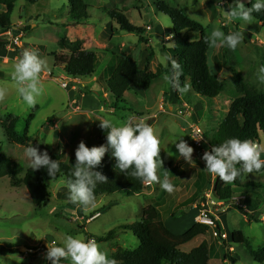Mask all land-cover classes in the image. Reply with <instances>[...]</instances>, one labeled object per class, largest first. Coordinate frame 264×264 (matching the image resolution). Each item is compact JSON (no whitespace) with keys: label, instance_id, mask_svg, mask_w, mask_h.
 I'll return each instance as SVG.
<instances>
[{"label":"rangeland","instance_id":"374dc122","mask_svg":"<svg viewBox=\"0 0 264 264\" xmlns=\"http://www.w3.org/2000/svg\"><path fill=\"white\" fill-rule=\"evenodd\" d=\"M85 2L90 5L87 17L79 23L70 18L68 0H40L35 4L21 0L15 5L10 22L3 18L6 9L0 4V89L5 90L4 97L0 99V156L10 157L21 167L17 178L7 176L0 179V248H19L16 253L0 249V264H51L46 258L50 243L59 246L66 235H83L86 239H94L92 235L106 234L116 228L119 235L116 239L106 242L94 239L108 258L114 261L113 255L118 247H138L134 224L141 219V210L148 199L160 202L167 227L176 233L186 231L189 225L199 221L200 212L207 209L218 221L223 216L229 232L222 231L228 236L227 242H232L234 230H242L253 248L264 247V222L258 217L259 221L246 222L243 211L238 207L247 203L248 206L242 207L251 212L249 198L230 204L219 201L213 195V186L218 177L212 174V187L206 190L210 173L205 169L202 152L210 151L212 147L206 144L202 151L192 144L190 137L192 125L200 126L209 136L227 116L231 103L238 95L233 69L240 72L244 80L264 90V79H261L264 73L259 71L264 66L263 23L252 15L248 21H229L227 12L236 6L235 0H200L198 7H193L190 0ZM159 2L180 8L187 16L202 23L209 37L217 29L225 35L226 29L228 33L241 34V42L230 54H227L220 40L211 44L210 69L225 82L224 91L216 98L197 94L189 81L184 84L178 82V87H173L171 80L165 79V76H171L167 71L171 61L167 58L177 59L168 51L174 45L173 21L157 8ZM242 2L249 7L253 0ZM194 3L199 5V0H194ZM113 8L122 9L130 22L142 26L144 32L138 35L120 29L115 31L117 24L108 15ZM184 33L191 40L200 37L196 31ZM20 34V45L12 44V40L19 38ZM63 39L72 43L79 41L83 48L97 53L100 63L93 76L72 78L64 71V65H55V54L70 57V52L60 46ZM17 48H21L22 52L29 49L44 61V69L39 77L44 91L31 108L23 102L11 78L14 64L21 57ZM115 55H132L139 68L161 71V75L148 90L132 87L125 92L122 100L117 101L104 88L105 81L111 75L109 62ZM63 82L67 85L62 86ZM184 85L189 86L186 92L181 90ZM84 90L95 92L86 94ZM31 115L30 139L25 144L11 141L6 134L7 122L19 117L17 130L23 133ZM105 118L113 119L118 124L143 121L154 129L161 142L160 158L163 162V167L157 169V175L161 178L167 175L174 185V191L168 193L162 190L159 183L151 182L142 191L148 196L100 195L95 198V207H90L85 213L81 205L69 200L66 179L57 177L49 184L47 201L43 205H35L23 183L31 168L26 148L32 144L38 147L41 154L47 151L51 159L60 157L67 163L71 159L76 160L75 152L81 141L89 147L104 145L99 119ZM179 137L194 148L193 163L177 160L179 153L171 142ZM260 141L261 148H264V136ZM107 154L95 171L102 169ZM249 181L260 185V189L253 188V191L262 195L263 203L256 209L264 213V172L244 173L243 182ZM242 194L237 191L236 196H244ZM97 212L101 214L88 224L81 219ZM124 226H128V229L122 228ZM173 226H178V231ZM219 236H222L221 233ZM219 236L214 231L207 236L214 246L210 254L211 262L230 264V260L224 259L225 249L215 247L217 242H221ZM197 244L196 241L191 242L184 249L190 250ZM229 250L238 258V264H260L241 244L231 246ZM61 262L69 264L64 258H61Z\"/></svg>","mask_w":264,"mask_h":264},{"label":"trees","instance_id":"16d2710c","mask_svg":"<svg viewBox=\"0 0 264 264\" xmlns=\"http://www.w3.org/2000/svg\"><path fill=\"white\" fill-rule=\"evenodd\" d=\"M19 1L21 0H0V4L6 9L3 18L8 22H10L9 17ZM26 1L30 4H35L40 0ZM68 1L71 6V19L79 23L87 17V10L90 5L85 0ZM252 3L249 4V7L252 6ZM157 8L167 14L173 21L172 37L174 45L168 48V51L172 57L177 59L176 62L181 66L178 82L184 84L189 81L192 89L197 94L207 98H216L224 91L225 82L220 80L210 69L209 51L212 43L209 41L207 28L199 21L187 16L180 8L172 7L165 2L157 3ZM108 15L117 24V28H114L115 31L120 29L138 35L144 32L142 26L130 22L122 9L113 8L108 11ZM251 15L259 19L264 25V11L253 12ZM185 31H196L200 37L196 40L188 39L185 36ZM225 31L228 34V29ZM140 39L143 41L142 37ZM1 42L4 43L3 41ZM80 43L79 41L72 43L68 39H63L60 41V46L70 52V57L67 58L62 54H55V65H64V71L72 78L93 76L100 63L97 53L83 48ZM17 49H19V55L21 56V48ZM225 50L227 54L232 51L227 46H225ZM109 67L111 68V75L105 81L104 88L110 91L117 101L122 100L125 92L132 87L148 90L153 81L161 75V71L154 72L147 67L144 69L139 68L132 55L113 56L109 62ZM167 71L171 75V64ZM232 72L235 77L238 95L231 103L228 114L218 129L212 135H206L210 147L218 145L228 138L249 139L255 142L256 140L260 141L261 136H264V90L244 80L240 72L235 69ZM84 91L86 94L95 92L93 90ZM31 121L32 115L27 119V126L23 133L17 130L19 117L7 122L6 134L8 138L18 144H25L30 139L29 127ZM100 130L101 140L105 145L107 143V130L101 127ZM203 154L204 151L202 152ZM262 159H264V154ZM52 160H57L60 164V173L55 178L63 177L66 181L72 178L71 172L75 160L71 159L68 163L60 157H55ZM115 164L116 160L112 157L111 149H109L100 170L108 177V180L97 184L94 190L95 198L100 195L116 193L132 196L140 194L144 190L145 183L131 175L132 169H129L127 173H122L119 168L115 167ZM237 167L239 168L240 165H237ZM262 172H264V169L254 172V174ZM20 173L21 167L19 164L14 163L6 155L0 156V179L7 176L17 178ZM54 179L49 176L47 169L44 167L38 170L30 168L27 171L23 183L35 205L40 206L47 201L48 187ZM208 180L206 190H210L212 187L211 174ZM243 180V172L231 183H225L218 177L213 186V195L224 204L233 203V197H236L237 191H241L242 195L247 198H261V193L253 191V188L260 189V185L250 181L244 183ZM159 205L160 202L154 199L147 200L142 210L141 219L134 224V231L137 232L136 235L139 239L138 247L133 249L118 247L113 255L114 264H212L210 253L214 246L207 239V236L213 233V228L197 221L183 233L173 232L167 227ZM238 207L246 215L249 222L255 219V221H259L242 206ZM122 228L127 230L128 226ZM216 230L222 231V225L218 220ZM117 236L119 235L116 228L106 234L92 235L99 242L110 241L116 239ZM219 237L225 249L224 259L230 260V264H238V258L232 254L229 248L239 244L247 248V251L256 262L264 263V247L253 248L242 230H234L232 232V242H227L222 236ZM194 241L198 244L190 250L184 249L185 246L190 245ZM0 249L5 252L16 253L19 248L14 246L13 248H7L6 246Z\"/></svg>","mask_w":264,"mask_h":264},{"label":"clouds","instance_id":"9594fccd","mask_svg":"<svg viewBox=\"0 0 264 264\" xmlns=\"http://www.w3.org/2000/svg\"><path fill=\"white\" fill-rule=\"evenodd\" d=\"M190 3L193 7L201 5L200 0L199 5L195 4L194 0H190ZM235 4L236 6L227 12L229 21H248L253 12L264 11V0H253L251 7H246L242 0H235ZM217 40L234 50L241 42L242 36L233 32L225 35L217 29L212 31L209 41L215 43ZM167 59L171 61L172 73L170 77L165 76V79H170L173 87H178L181 66L171 57ZM43 69L44 61L29 49H24L20 59L14 64L11 78L16 83L19 96L30 108L36 105L38 97L43 94L44 89L39 78ZM259 71L264 73V66H261ZM261 79H264V76ZM188 88V85H184L181 90L186 92ZM4 95L5 90L0 89V99ZM99 120L100 127L107 130V143L92 147L84 141L79 143L75 152L72 178L66 181L68 198L72 203L81 205L85 213L90 207H95L94 190L98 183L106 182L108 177L94 169L100 165L109 149L116 160L115 167L122 173L132 169L131 175L141 182H156L160 184L162 190L168 193L174 191V185L167 175L162 178L157 175L158 167H163L160 158L161 142L148 123L141 121L118 124L113 119ZM181 137L171 142L179 153L176 158L193 163L194 148L186 140L180 139ZM25 153L33 170L44 167L52 179L60 173L59 162L52 160L47 151L41 154L38 147L31 144ZM262 153L264 148L258 147L249 139L228 138L218 145H213L210 151H205L202 159L206 163L205 169L210 174L219 177L225 183H231L242 172L249 174L264 169ZM169 154L173 155L171 152ZM46 258L51 264H62L61 258L69 264H114L94 239H86L83 235H66L59 246L50 243Z\"/></svg>","mask_w":264,"mask_h":264},{"label":"built area","instance_id":"2783aa9c","mask_svg":"<svg viewBox=\"0 0 264 264\" xmlns=\"http://www.w3.org/2000/svg\"><path fill=\"white\" fill-rule=\"evenodd\" d=\"M148 28L150 29L151 27L149 26ZM20 38H21V34H20L19 38H14L11 43L15 44V45H20ZM66 82H63L64 84L62 86H66L67 85ZM190 137H191V140H192V144L195 145L197 148H201L202 149L204 145H206V144L209 145V141L206 138V132L204 131L203 128H201L198 125H192L191 126V128H190ZM255 143H256V145L258 147H261V141L256 140ZM263 154L264 153L261 154V159H262V155ZM262 160H264V159H262ZM150 184L151 183H145V185H150ZM245 198H246L245 196H236V197H233V200L234 201L238 200L240 202V199L242 200V199H245ZM100 214H101L100 212H97V213H95L93 216H91L89 218L82 217L81 219L84 220V222L88 224V223H90V221L92 219L96 218ZM198 217H199L198 218L199 219L198 222L206 224V225L210 226L211 228H213L214 234L216 236H219L220 233H221L223 238L226 239L228 237L226 233H223L222 231L219 232V231L216 230L217 218H215V216H213L209 210H207V209L202 210Z\"/></svg>","mask_w":264,"mask_h":264},{"label":"crops","instance_id":"0c3cea01","mask_svg":"<svg viewBox=\"0 0 264 264\" xmlns=\"http://www.w3.org/2000/svg\"><path fill=\"white\" fill-rule=\"evenodd\" d=\"M138 195H139V196H140V195L148 196V195L146 194L145 191H144V193L142 192V193H140V194H138ZM247 199H248V198H247ZM262 199H263L262 195H261V198H257V199H256V198H253V199H252V198H249V200H250V203H249L250 205H249V207L252 208V210H251L250 213H252V214L254 213L253 215L255 216V218H257V217H258V218H261L262 220H260V219H259V220L264 222V213H261L259 210L256 209V208L258 207V205H261V203H263V200H262ZM249 200H248V201H249ZM248 201H247V202H248ZM258 203H259V204H258ZM241 206L245 207V206H248V205H247V203H246V204H241ZM143 208H144V206H143ZM142 210H143V209H142ZM142 210H141V214H142ZM253 210H254V211H253ZM248 212H249V211H248ZM255 213H256L257 216L255 215ZM258 215H261V216H258ZM172 216H173V214H172ZM222 217H223V216H222ZM222 217H221V219H220V221H219V222L221 223V225H222V231H223V230H226V231H227L228 229H227L226 225L224 224V222H223V220H222ZM243 217H244L245 221L248 222V219H247V217H246L245 214H243ZM194 223H195V222H194ZM194 223H193V224H194ZM193 224H192V225H193ZM192 225H189V228H190ZM177 227H178V226H177ZM177 227H176V226H173V229H174V230L179 229V228H177ZM189 228H188V229H189ZM188 229H187V230H188ZM177 231H178V230H177ZM173 232H174V231H173ZM184 232H185V231H184ZM182 233H183V232H182ZM227 233L229 234L228 231H227ZM215 247H220V248L224 249V247L222 246V243H221V242H217ZM210 254H211V253H210ZM210 258L212 259L211 255H210ZM211 261H212V260H211Z\"/></svg>","mask_w":264,"mask_h":264},{"label":"water","instance_id":"95a60500","mask_svg":"<svg viewBox=\"0 0 264 264\" xmlns=\"http://www.w3.org/2000/svg\"><path fill=\"white\" fill-rule=\"evenodd\" d=\"M23 250V249H22ZM24 250H26V247L24 246Z\"/></svg>","mask_w":264,"mask_h":264}]
</instances>
